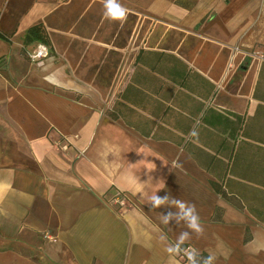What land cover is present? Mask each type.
I'll list each match as a JSON object with an SVG mask.
<instances>
[{
	"label": "crops",
	"instance_id": "0c3cea01",
	"mask_svg": "<svg viewBox=\"0 0 264 264\" xmlns=\"http://www.w3.org/2000/svg\"><path fill=\"white\" fill-rule=\"evenodd\" d=\"M120 3L0 0V264H188L159 189L196 206L184 248L264 264V0Z\"/></svg>",
	"mask_w": 264,
	"mask_h": 264
},
{
	"label": "clouds",
	"instance_id": "9594fccd",
	"mask_svg": "<svg viewBox=\"0 0 264 264\" xmlns=\"http://www.w3.org/2000/svg\"><path fill=\"white\" fill-rule=\"evenodd\" d=\"M102 4L104 7V15L108 19L119 21L121 24L126 22L129 11L127 7L120 3V0H102ZM190 135L196 136V130L193 129ZM143 154L144 157L148 156L147 153ZM147 169L149 172L152 171L150 167H148ZM158 191L148 197L147 203L151 205L152 209H158L161 206H171L178 209V211L176 212L169 211L167 214L160 213L159 219L161 223L164 225H169L172 220H175L177 224L183 222L186 228L191 230L182 232L177 238V242L175 244L166 245V252L170 256H185L188 260V264H214L216 257L213 254H209L206 258H201L198 251L182 247L185 242L191 238L192 232H194L197 236H202L204 233V228L200 223V217L195 204L182 201L169 195L161 197L157 194ZM160 240L162 242L166 241V234L162 233L160 235Z\"/></svg>",
	"mask_w": 264,
	"mask_h": 264
},
{
	"label": "trees",
	"instance_id": "16d2710c",
	"mask_svg": "<svg viewBox=\"0 0 264 264\" xmlns=\"http://www.w3.org/2000/svg\"><path fill=\"white\" fill-rule=\"evenodd\" d=\"M0 36L4 37L6 39L9 38V36L6 33L2 32V31H0ZM35 39H38V40H41L43 42L49 43L48 34L46 32L45 27L43 26V24L41 22H36V23L30 25L28 27V29H27L26 42H30V41L35 40ZM236 117L239 118V115H236ZM215 188L218 191H220V188L218 186H215ZM186 246H187V243L185 242V244L182 247H186ZM195 251H197V250H195ZM198 252H199L201 258L208 257L206 252H204V251H198Z\"/></svg>",
	"mask_w": 264,
	"mask_h": 264
},
{
	"label": "built area",
	"instance_id": "2783aa9c",
	"mask_svg": "<svg viewBox=\"0 0 264 264\" xmlns=\"http://www.w3.org/2000/svg\"><path fill=\"white\" fill-rule=\"evenodd\" d=\"M49 53V47L46 43L44 42H38L36 45V48L32 51L28 53V56L32 59V60H39L43 57H45L46 55H48ZM54 144H56L57 146L61 147V148H66L68 146L67 141L63 140L62 137H58L56 139H54ZM113 199L118 202L119 204H123L125 201V195L124 194H118L115 197H113Z\"/></svg>",
	"mask_w": 264,
	"mask_h": 264
},
{
	"label": "rangeland",
	"instance_id": "374dc122",
	"mask_svg": "<svg viewBox=\"0 0 264 264\" xmlns=\"http://www.w3.org/2000/svg\"><path fill=\"white\" fill-rule=\"evenodd\" d=\"M4 247H6V244L0 242V248H4Z\"/></svg>",
	"mask_w": 264,
	"mask_h": 264
}]
</instances>
